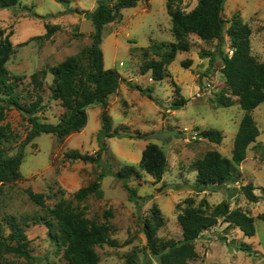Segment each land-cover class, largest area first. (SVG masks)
Returning <instances> with one entry per match:
<instances>
[{"label":"rangeland","instance_id":"rangeland-1","mask_svg":"<svg viewBox=\"0 0 264 264\" xmlns=\"http://www.w3.org/2000/svg\"><path fill=\"white\" fill-rule=\"evenodd\" d=\"M98 2L20 0L13 8H0V29L12 32L14 45L7 68L12 77H20L17 90L22 103L29 104L33 98L34 76L44 82L45 109L37 115L45 122L57 123L64 112L60 101L51 97L50 86L55 76L50 69L91 44L94 23L89 13L96 9ZM197 2L183 0L182 9L190 11ZM236 12L251 27V53L264 62V0H226L223 17L230 20ZM48 25L55 27L52 37L39 38L47 33ZM229 25L226 22L225 30ZM187 39L190 50L179 51L168 65L167 75L155 81L151 70L142 74L146 64L143 52L148 51V59H159L152 43L177 40L172 32L167 0H140L136 6L124 8L117 20L105 25L104 66L116 68L123 78L119 91L110 96L108 106L116 136L105 137L101 132L103 107L94 104L88 108L89 120L82 130L64 138L43 132L25 146L21 177L5 184L0 192V219L14 215L19 221L29 223L26 233L34 257L28 260L8 254L3 257L4 264L67 263L44 220L39 219L62 198L73 200L89 218L99 222L106 220L105 210L112 212L113 216L108 218L114 230L112 236L128 243L119 247L96 246L99 264H160L145 248L147 240L142 224L151 217V208L157 205L164 218L158 236L181 239L183 230L178 215L189 197L196 204L203 198L212 205L227 201L232 209L239 207L254 216L256 226V234L248 236L240 228L220 220L196 241L198 256L190 260L191 264H264V103L251 111L260 135L249 146L245 160L235 164L237 181L198 192L195 160L213 149L231 158L245 110L238 97L231 95L222 72V54H233L229 35L225 32L222 41H206L197 34H190ZM203 51L206 54L202 57ZM186 60L192 62L189 67L183 64ZM130 82L144 88L151 86L152 97L142 94ZM221 94L231 95L234 104L223 106ZM181 96L186 99L185 104L173 108L172 104ZM4 124L11 131L5 145L6 154L14 155L32 124L16 108L7 110ZM209 128L223 132L220 143L200 136L202 130ZM150 142L157 143L168 160L167 170L159 182L139 166L143 150ZM103 143L106 149L102 151V162L108 168V175L101 181L104 196L90 195L78 202L75 193L96 180L102 167L67 154L78 150L96 155ZM124 165H135L141 172L140 177L129 180L137 189L133 201L122 180L115 175ZM247 184L253 185L258 201H250L244 194L242 186ZM28 187L45 194L44 206L31 200L26 192ZM240 244L251 245V251L240 249Z\"/></svg>","mask_w":264,"mask_h":264},{"label":"trees","instance_id":"trees-1","mask_svg":"<svg viewBox=\"0 0 264 264\" xmlns=\"http://www.w3.org/2000/svg\"><path fill=\"white\" fill-rule=\"evenodd\" d=\"M62 1V0H60ZM140 0H99L96 9L89 13L94 23L91 34L92 42L84 47L80 53L70 55L50 71L55 76L50 86L51 97L59 100L64 112L57 123L45 122L37 115L45 109L44 82L36 76L33 77V98L29 104L22 103L21 95L17 90L19 76L12 77L7 68V62L14 53L11 40L12 32L0 29V192L7 183L14 182L21 177L20 167L25 158V146L41 133H50L58 138L82 130L89 120L88 108L94 104L103 107L101 119L102 130L105 137L116 136L112 132V117L108 111L109 98L119 91L123 81L121 73L116 68H105L104 53L102 49L103 31L106 24L114 22L124 8L134 7ZM20 0H0V8H13ZM183 0H167V10L172 20V32L176 37L175 42L152 43L153 52L159 59H148V51L143 55L146 59L142 67V74L152 71V79L162 80L168 70V65L175 60L179 51H189L191 43L187 39L190 34H197L201 39L209 41L224 39L225 32L229 35L233 54H222L224 65L222 72L231 95L238 97V102L245 110L238 131L235 135L232 157L222 155L218 150H209L203 157L195 160L193 166L197 171L195 188L198 192L209 187L223 186L236 182L235 164H240L247 156L249 146L260 135V128L251 111L264 103V62L258 61L251 53L252 33L251 27L243 21L236 12L230 20H226L221 12L225 9L226 0H198L196 6L190 11L182 9ZM226 22H230L225 30ZM55 27L48 25L47 33L39 38H50ZM166 48V50H162ZM205 51L201 52L203 57ZM191 60L183 61L186 67L191 65ZM15 79V80H14ZM130 85L152 97L153 88L142 87L140 84ZM179 91V88L177 87ZM231 95L221 94L220 102L223 106H231L234 100ZM35 98V99H34ZM34 99V100H33ZM186 99L181 96L172 104L179 108L185 104ZM16 108L26 114L32 128L25 140L21 143L14 155L6 154V142L11 136L10 126L4 124L7 110ZM117 133V132H116ZM200 136L213 142L220 143L224 137L223 132L216 128L202 130ZM101 146L96 155L71 150L68 156L74 159L96 162L101 165L96 180L87 186L81 187L74 198L81 202L90 195L102 198L104 191L101 181L108 175V168L102 162ZM104 165V166H103ZM154 181L162 180L168 167V160L164 150L155 142H150L143 150L139 164ZM115 175L122 180L123 186L128 190L130 200H134L137 189L129 184L132 177H140L141 172L135 165H124ZM244 194L250 201H258L252 184L242 186ZM31 200L44 206L45 194L35 192L31 187L26 189ZM186 206L179 213L178 220L183 230V237L179 240L173 238L163 239L158 236V231L164 224L160 208L154 205L151 208V217L143 222V231L146 236L145 248L157 258L160 264H191L190 260L198 256L196 241L203 232L215 226L220 220L240 228L244 234H256L255 217L247 211L237 207L231 208L227 201L215 205L203 198L197 204L194 198L185 200ZM113 214L104 211L105 221L99 222L86 215L84 209L76 206L73 200L60 199L49 207L44 216L48 233L58 249L63 250L66 264H99L100 255L96 249L98 245L107 244L119 247L124 243L119 242L113 235V226L108 218ZM28 222L19 221L14 215L0 219V264H4L3 257L8 254L22 256L28 260L33 259L29 248V238L26 233ZM240 249L251 251L252 246L240 244ZM14 264V263H10Z\"/></svg>","mask_w":264,"mask_h":264},{"label":"water","instance_id":"water-1","mask_svg":"<svg viewBox=\"0 0 264 264\" xmlns=\"http://www.w3.org/2000/svg\"><path fill=\"white\" fill-rule=\"evenodd\" d=\"M222 13V12H221ZM79 15H82V14H79ZM103 154H104V152H103Z\"/></svg>","mask_w":264,"mask_h":264}]
</instances>
